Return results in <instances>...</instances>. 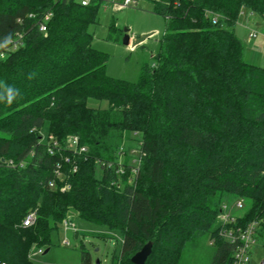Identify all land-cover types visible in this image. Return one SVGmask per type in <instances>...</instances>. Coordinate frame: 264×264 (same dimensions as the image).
<instances>
[{"label":"trees","instance_id":"1","mask_svg":"<svg viewBox=\"0 0 264 264\" xmlns=\"http://www.w3.org/2000/svg\"><path fill=\"white\" fill-rule=\"evenodd\" d=\"M150 1L166 29L155 63L127 81L91 45L99 2L0 0V48L20 40L0 57V97L15 93L0 99V264H35L32 248L51 245L70 208L119 232L111 264H134L149 241L145 264H181L205 234L211 264H231L218 214L237 199L248 205L237 222L258 221L264 245V65L245 60L235 32L245 12L264 27V0ZM131 132L141 135L136 165L122 147Z\"/></svg>","mask_w":264,"mask_h":264},{"label":"rangeland","instance_id":"2","mask_svg":"<svg viewBox=\"0 0 264 264\" xmlns=\"http://www.w3.org/2000/svg\"><path fill=\"white\" fill-rule=\"evenodd\" d=\"M99 2L95 22L89 26L93 39L91 45L108 55L106 73L112 77L137 81L144 65H153L155 55L160 49V41L166 29L164 16L153 10L150 0H93ZM245 12L235 26L236 35L245 44V60L260 64L264 63V27L256 14ZM256 29L257 38L245 37V27ZM128 34L130 42L149 34L140 44L132 47L123 43ZM92 106L107 108L106 100H90ZM48 136V124L42 130V140ZM141 135L131 132L123 143V150L131 157V163H138L137 154ZM123 152V153H124ZM119 154L118 162L122 164L124 154ZM236 200L229 202L233 205ZM247 203L242 208L234 209L236 215L247 210ZM76 229L68 228L65 232L63 221L51 232V245L32 248L30 257L35 264H81L82 251L89 252L91 264H111L113 254L120 248V234L108 225L90 221L78 216V212L70 208L66 215ZM75 232L78 236H75ZM68 240V241H66ZM195 244L190 245L184 253L181 264H211L215 247L207 234L200 235ZM48 249L46 252H44ZM247 264H264V245L258 243L252 248V255Z\"/></svg>","mask_w":264,"mask_h":264},{"label":"built area","instance_id":"3","mask_svg":"<svg viewBox=\"0 0 264 264\" xmlns=\"http://www.w3.org/2000/svg\"><path fill=\"white\" fill-rule=\"evenodd\" d=\"M80 1L82 5H88L91 0H77ZM131 0H125L124 5L130 3ZM52 13L47 12L44 14L40 21V30L44 33L47 31L46 22L51 18ZM218 14H214L213 22L216 23ZM264 35V32H263ZM245 37L247 38H257L259 37V32L256 29L245 27ZM21 38V36H20ZM20 44L19 39H13L9 43L2 45L0 48V57L6 54V50L11 47H17ZM264 48V40L262 41ZM264 65V63H263ZM50 140H53V145L50 147V152L57 149L58 142L54 138L49 136ZM73 143V148L79 152H84L86 149L83 146H79V140L77 137L71 139ZM10 164H14L13 161H9ZM53 186V183L50 184ZM66 186L62 187L61 190H65ZM244 206L243 199H237L233 205L229 202H223L220 207V212L218 214V220L221 223L220 235L227 239L233 247V258L231 264H247L250 261V256L252 255V248L257 245V230L259 227L258 221H252L246 225H239L236 219V214H234V209H239ZM36 211H30L23 220L24 226H29L36 221ZM65 232L68 228L76 229L75 225L70 222L68 218L63 221ZM68 241V240H66ZM4 264V263H3Z\"/></svg>","mask_w":264,"mask_h":264},{"label":"water","instance_id":"4","mask_svg":"<svg viewBox=\"0 0 264 264\" xmlns=\"http://www.w3.org/2000/svg\"><path fill=\"white\" fill-rule=\"evenodd\" d=\"M134 1H136V0H134ZM148 36H149V34L144 35V36L130 42V38H129L128 34L126 33L123 37V43L127 44V45L131 44L132 47H135L136 45L140 44ZM75 236L76 237L78 236L77 232H75ZM47 250L48 249H46L44 252H46ZM151 251H152V242L149 241L131 257V261L134 264H145V262H146L148 256L150 255Z\"/></svg>","mask_w":264,"mask_h":264},{"label":"clouds","instance_id":"5","mask_svg":"<svg viewBox=\"0 0 264 264\" xmlns=\"http://www.w3.org/2000/svg\"><path fill=\"white\" fill-rule=\"evenodd\" d=\"M14 95H15L14 90L11 89V88H8V89L6 90V96H4V97H0V99H6L8 103H11V101H12L13 98H14Z\"/></svg>","mask_w":264,"mask_h":264}]
</instances>
